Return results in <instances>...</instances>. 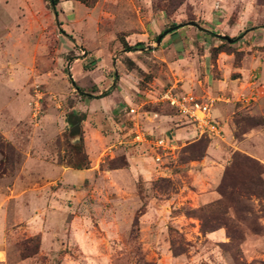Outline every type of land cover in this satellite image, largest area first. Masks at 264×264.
<instances>
[{
	"label": "rangeland",
	"instance_id": "rangeland-1",
	"mask_svg": "<svg viewBox=\"0 0 264 264\" xmlns=\"http://www.w3.org/2000/svg\"><path fill=\"white\" fill-rule=\"evenodd\" d=\"M55 9L0 0V264H264V0ZM173 86L222 138L158 102Z\"/></svg>",
	"mask_w": 264,
	"mask_h": 264
},
{
	"label": "built area",
	"instance_id": "built-area-1",
	"mask_svg": "<svg viewBox=\"0 0 264 264\" xmlns=\"http://www.w3.org/2000/svg\"><path fill=\"white\" fill-rule=\"evenodd\" d=\"M177 87H171L166 90L158 102L168 105L175 112L197 124L200 133H208L216 138L223 137V130L218 121L215 120L213 109L215 100L201 99L192 93H181L177 91ZM135 113L134 109H131ZM133 142L140 145H145L157 152H166L170 150L172 142L166 137L154 138L136 126L133 133ZM157 160H161L160 154H157Z\"/></svg>",
	"mask_w": 264,
	"mask_h": 264
},
{
	"label": "trees",
	"instance_id": "trees-1",
	"mask_svg": "<svg viewBox=\"0 0 264 264\" xmlns=\"http://www.w3.org/2000/svg\"><path fill=\"white\" fill-rule=\"evenodd\" d=\"M51 3L53 5L55 13L57 15V11H56L55 7L58 5L59 0H51ZM133 50H137V49L135 47H128V49H127L128 52L133 51ZM73 84H74V82H73ZM77 90L80 91L81 89L77 87ZM80 92H82V91H80ZM82 121H83V118L80 116L79 113H71L68 116L67 122L70 125L72 133H74L75 135L79 134L81 132V123H82ZM82 147H83V139H81V143L77 147V151H78L77 154H80L82 152ZM83 163H84V161L82 160L79 163L75 164L74 167L76 169H84L85 168L84 167L85 164H83Z\"/></svg>",
	"mask_w": 264,
	"mask_h": 264
},
{
	"label": "water",
	"instance_id": "water-1",
	"mask_svg": "<svg viewBox=\"0 0 264 264\" xmlns=\"http://www.w3.org/2000/svg\"><path fill=\"white\" fill-rule=\"evenodd\" d=\"M190 25H194V24H192V23H190ZM183 25H179V26H177L176 28L178 29V28H180V27H182ZM161 42V38H159V40H158V43H160ZM75 84V83H74Z\"/></svg>",
	"mask_w": 264,
	"mask_h": 264
},
{
	"label": "crops",
	"instance_id": "crops-1",
	"mask_svg": "<svg viewBox=\"0 0 264 264\" xmlns=\"http://www.w3.org/2000/svg\"><path fill=\"white\" fill-rule=\"evenodd\" d=\"M214 115V114H213ZM214 118H215V116H214ZM215 120H216V118H215Z\"/></svg>",
	"mask_w": 264,
	"mask_h": 264
}]
</instances>
